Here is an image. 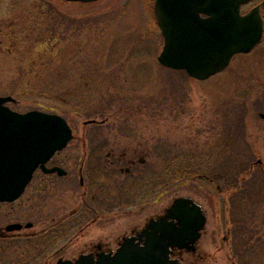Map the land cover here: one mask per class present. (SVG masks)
I'll use <instances>...</instances> for the list:
<instances>
[{
    "label": "rangeland",
    "instance_id": "374dc122",
    "mask_svg": "<svg viewBox=\"0 0 264 264\" xmlns=\"http://www.w3.org/2000/svg\"><path fill=\"white\" fill-rule=\"evenodd\" d=\"M152 3L0 0V95L13 96L8 106L19 112L57 113L72 129L53 157L68 174L37 173L17 201L34 208L35 238L12 246L11 262L22 264L32 246L33 260L57 264L70 237L72 249L95 235L112 241L129 221L184 196L206 221L196 252L180 250L182 264H264V36L219 73L194 79L157 60L163 38ZM92 120L104 123L96 137ZM92 146L102 158L125 150L146 165L83 172L95 187L83 198L94 191L97 207L117 205L90 223L77 160ZM79 207L84 215L65 218ZM83 216L89 224L76 236Z\"/></svg>",
    "mask_w": 264,
    "mask_h": 264
},
{
    "label": "water",
    "instance_id": "95a60500",
    "mask_svg": "<svg viewBox=\"0 0 264 264\" xmlns=\"http://www.w3.org/2000/svg\"><path fill=\"white\" fill-rule=\"evenodd\" d=\"M247 1L154 0L153 12L164 41L158 61L185 69L196 79L223 69L233 54L249 51L261 37L259 7L240 13V5ZM7 102L15 98L0 96V201L17 198L38 166L45 172L64 174V169L47 168L45 163L72 139V130L61 115L37 109L18 112ZM260 116L264 118V113ZM166 211L159 221L147 225L138 241L125 238L113 254L81 255L58 264H182L170 257L171 249L194 250L206 218L200 205L188 197L175 198Z\"/></svg>",
    "mask_w": 264,
    "mask_h": 264
},
{
    "label": "flooded vegetation",
    "instance_id": "af4514ba",
    "mask_svg": "<svg viewBox=\"0 0 264 264\" xmlns=\"http://www.w3.org/2000/svg\"><path fill=\"white\" fill-rule=\"evenodd\" d=\"M259 7V13L262 19V33L260 40L258 43L253 47L255 48L259 42L262 40L264 36V16H263V10H264V5L262 4V0H251L248 1L247 3L243 4L240 6V12L242 14L248 12L251 8L253 7ZM159 28V27H158ZM252 48V49H253ZM240 54V53H239ZM90 125H95L96 127L91 130L89 133L90 137H96L99 135V129L98 127L101 125H104L103 122H98L97 120L92 122V123H86ZM94 140V138H90ZM92 146L90 148L89 154H85V157L83 156L82 158H78V185L82 190L81 198H83V195L88 194V190H93L95 187L93 184H90L91 182L87 180L89 176L83 175V172L86 174H94L95 172H102L106 171L109 176H112L115 173V170H120V172H126L127 174H132L131 172V167H135V161L138 160L140 163L138 166L139 167H144L146 165V158L144 156H139V155H131L127 154V151L119 152L118 154L114 153L113 150L107 151L106 155L102 158V156L96 152V148H93ZM56 158H50L47 163L46 167H61L65 170V173L62 174L63 176H66L68 174V170L63 166L62 162L55 161ZM129 162L128 167H122L118 165L124 161ZM118 167V168H117ZM43 173L45 175L49 174H57V171L54 172H43L40 167L36 168V170L33 172L32 178L29 181V183L26 185L24 191L26 188L32 183L33 179L35 178V175L37 173ZM60 175V176H62ZM39 183H37L35 188L39 191L40 188L38 186ZM23 191V192H24ZM38 196L40 197L42 194L41 192H38ZM21 196V195H20ZM20 196L12 201H0V259L5 262V264H20L18 260L12 261L11 262V257L7 255L9 252V249H12L13 247H20V245H17V243L21 239H26V240H31L35 238V230H32V228L35 225L34 222V208L29 206V208L26 211H21L20 210V204L18 203V199ZM96 196V193L93 191L90 195L89 198H83L82 201L86 203V209L90 210L91 217L89 220L91 222H97L101 217L102 220H105L107 218H110L113 213L110 214V212H113L114 209L116 208V203L115 204H103L101 207L98 206L97 204H93L91 199H94ZM45 197V196H44ZM44 197L42 199H44ZM192 199V198H191ZM96 200V198H95ZM193 200V199H192ZM173 201V200H172ZM172 203V202H171ZM171 203L167 207H160L159 209H155V211H152L150 214H144L143 217L141 218H136L134 220H131L128 222V226L122 230V232L117 235L112 241L110 239H106V237H101V235H95L92 238H89L88 240L83 241L80 246H77L76 248L69 247L68 242L72 240L70 237L67 241L66 244L63 245L58 251H57V260L60 258L63 259H75L81 254H88L91 255L92 257H97L99 254H108L114 252L117 247L119 246L120 243L123 242V240L126 237H133L136 241H138V236L140 233L144 230L147 229V225L151 221H159L162 217L165 216L167 208L171 205ZM99 205V204H98ZM80 211V207L77 209H72L69 214L65 215L66 217H69L72 214H77V213H82ZM145 212V211H143ZM204 212V211H203ZM105 213V214H104ZM107 215L106 217H104ZM47 216V215H46ZM45 216V217H46ZM206 216V215H205ZM51 219H54V216L50 217ZM65 218L61 219L64 220ZM81 217L80 219L77 220L76 226H78V232L76 233V236L83 234L84 231H82L88 224L89 222H85V220ZM170 219V218H168ZM88 220V221H89ZM206 221V220H205ZM85 222V224H84ZM174 222H176V219H174ZM17 225L12 229H7V226L9 225ZM83 226H82V225ZM205 226V223H204ZM203 226V227H204ZM128 229V230H127ZM201 235V233H200ZM200 237V236H199ZM196 243L195 242V248L192 250V253L196 252ZM13 246V247H12ZM32 246L28 247L27 250L24 251V253H27V256L24 257L22 260V264H39V262H36L31 258L30 252H31ZM70 248V249H69ZM172 253L174 256H180L183 251H180L178 249H172ZM57 262V261H56Z\"/></svg>",
    "mask_w": 264,
    "mask_h": 264
}]
</instances>
